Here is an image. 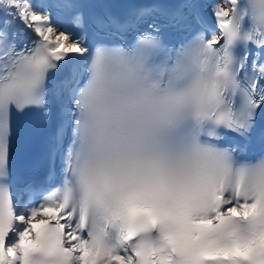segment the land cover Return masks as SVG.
Here are the masks:
<instances>
[{"label":"snow or ice","instance_id":"snow-or-ice-1","mask_svg":"<svg viewBox=\"0 0 264 264\" xmlns=\"http://www.w3.org/2000/svg\"><path fill=\"white\" fill-rule=\"evenodd\" d=\"M90 7L0 0V264H264V0ZM30 109L49 173L14 188Z\"/></svg>","mask_w":264,"mask_h":264}]
</instances>
